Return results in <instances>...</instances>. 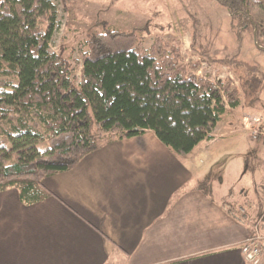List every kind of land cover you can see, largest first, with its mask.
Instances as JSON below:
<instances>
[{
  "label": "trees",
  "instance_id": "obj_1",
  "mask_svg": "<svg viewBox=\"0 0 264 264\" xmlns=\"http://www.w3.org/2000/svg\"><path fill=\"white\" fill-rule=\"evenodd\" d=\"M55 0H0V192L16 188L26 203L52 193L45 178L69 171L103 140L147 131L175 153L190 155L244 98L257 101L263 80L246 69L241 88L199 76L179 46L157 38L146 49L137 32L105 25L90 35L75 68L50 52L58 24ZM264 41V0H216ZM70 13L71 0H61ZM95 121V132L92 122Z\"/></svg>",
  "mask_w": 264,
  "mask_h": 264
},
{
  "label": "crops",
  "instance_id": "obj_2",
  "mask_svg": "<svg viewBox=\"0 0 264 264\" xmlns=\"http://www.w3.org/2000/svg\"><path fill=\"white\" fill-rule=\"evenodd\" d=\"M219 126L186 156L151 131L103 140L45 178L52 196L36 203L0 192V264H247L242 246L264 213L254 221L224 202L198 159Z\"/></svg>",
  "mask_w": 264,
  "mask_h": 264
},
{
  "label": "rangeland",
  "instance_id": "obj_3",
  "mask_svg": "<svg viewBox=\"0 0 264 264\" xmlns=\"http://www.w3.org/2000/svg\"><path fill=\"white\" fill-rule=\"evenodd\" d=\"M54 3L58 24L50 52L64 51L78 75L87 38L107 25L123 33L137 32L146 49L157 38L176 44L185 63H199V76L229 80L241 88L246 69L219 63L235 57L255 68L264 85V41L260 39L258 44L252 29L230 16L216 0H71L70 13L64 11L61 0ZM249 100L246 97L245 105L229 110L218 127L217 143L202 156L201 146L197 152L199 161L205 162L206 186L220 189L224 202L238 210L245 208L257 221L264 213V142L251 139L241 122L250 113L261 117L264 124V87L251 107L247 106ZM91 128L95 132L94 120Z\"/></svg>",
  "mask_w": 264,
  "mask_h": 264
},
{
  "label": "built area",
  "instance_id": "obj_4",
  "mask_svg": "<svg viewBox=\"0 0 264 264\" xmlns=\"http://www.w3.org/2000/svg\"><path fill=\"white\" fill-rule=\"evenodd\" d=\"M243 131L254 140L264 142L263 119L257 116H245L241 122ZM263 231L257 226L255 235L242 246V252L247 264H260L264 258V224Z\"/></svg>",
  "mask_w": 264,
  "mask_h": 264
}]
</instances>
